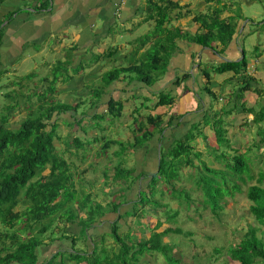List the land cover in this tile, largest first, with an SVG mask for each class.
<instances>
[{
  "label": "crops",
  "instance_id": "0c3cea01",
  "mask_svg": "<svg viewBox=\"0 0 264 264\" xmlns=\"http://www.w3.org/2000/svg\"><path fill=\"white\" fill-rule=\"evenodd\" d=\"M237 3L241 6L238 9ZM199 14H209L221 21L219 25L230 27L229 40L224 44L215 40L210 46L194 43L192 39L203 32L195 19ZM221 33L228 34L224 29ZM254 36L255 46H246ZM162 45L173 51L158 62ZM222 63H233L240 70L211 72ZM62 64L67 81L63 82V76H48L53 73L50 68ZM139 64L142 71L121 75L105 89L109 96L103 95L95 106L88 103L89 112L101 113L112 99L124 101L123 108L129 102L132 114L119 120L126 138H134L135 133L141 137L146 129L153 132L141 149L132 152V168L148 181L158 170L161 154H168L183 141L200 160L215 157L220 163L216 158L225 153L232 162L235 156L245 154L254 176L245 185H255V178L264 171V0H0V88L6 87L4 79L11 75L8 67L15 74L39 69L32 73L43 83L42 90L57 83L54 89L59 100H52L76 103L78 99L71 92L67 99L61 96L72 88L91 90L88 85L100 81L110 70ZM86 67H90L88 73ZM156 68L160 73L150 70ZM142 76H150L151 83L140 81ZM87 93L93 97L92 92ZM82 95L83 100L89 98ZM166 96L171 102L156 106ZM12 114L11 129L18 118L28 115L17 110ZM53 118L58 119L56 112ZM131 129L135 133L131 134ZM218 129L226 139L222 145L216 138ZM80 134L78 137L85 138ZM251 147L256 150L251 151ZM206 148L211 149L210 154H202ZM261 185L264 187V182ZM127 211L121 207V213ZM115 219L116 215L108 214L85 229L98 237L109 231ZM68 228L72 232V225ZM98 228H102L101 233ZM45 248L37 249L38 256L47 253Z\"/></svg>",
  "mask_w": 264,
  "mask_h": 264
},
{
  "label": "trees",
  "instance_id": "16d2710c",
  "mask_svg": "<svg viewBox=\"0 0 264 264\" xmlns=\"http://www.w3.org/2000/svg\"><path fill=\"white\" fill-rule=\"evenodd\" d=\"M196 17L195 19L201 24L203 32L192 39L194 43L201 46H210L215 40L223 44L229 40L228 36L232 34L230 27H225L224 23L219 25L221 21L216 22L209 14L196 15ZM223 29L224 32L228 33L225 38L221 34ZM171 51L173 49L170 50V47L162 45L161 55L160 53L158 54L157 61L165 60ZM153 62L156 63V61ZM61 67L63 68V64ZM143 68L139 64L121 67L105 73L99 81L101 87H92L93 89L90 90V92L94 93L93 99L89 103L90 107L95 106L94 104L99 102L101 95L98 94L105 90L111 82L118 79L121 74L142 71ZM150 70L154 71L155 69ZM239 70V66L235 67L233 63H222L213 67L211 72L222 74L235 71V73H238ZM62 76L64 77L63 82L67 81V75L62 74ZM55 78L58 79V77ZM150 80V76L147 78L142 76L140 79L146 84H150ZM246 84L250 86L248 82ZM54 90L53 87L48 89L51 93ZM74 91L73 96L77 97L78 102L65 104L51 99V104L47 106L42 104V107L38 109L40 114L38 119H32L30 111L28 116L18 118L16 125H14L15 127L12 129L9 122L13 114L8 113V117L6 115L2 118L1 123L2 125L7 123V130L0 126V226L4 228L10 227V229L6 230L5 228L0 231V255L5 250L3 246L4 240L9 239L10 244L7 246V254L0 256V264H66L67 262L70 264H150L157 255L162 257L164 264H211L209 262L211 257L206 255H194L191 261L187 259L186 254H182V256L179 254L178 257L174 256L172 253L174 245L172 246V244L166 242L170 235L192 236V233L183 232L177 226L174 227L168 224L169 227H162L164 223L170 222L172 224L171 222H174L179 215V210L173 209L167 213L164 209L167 208L168 204L163 203L161 199L156 201L154 198L155 194L162 196L167 194L166 196L181 201V203L178 202V206H182L184 203V210L189 211L190 208L188 206L194 202L190 199L189 190L176 188V183L183 181V178H185L182 173L184 169L191 170L186 174V178L193 183L196 190L201 192L200 198L197 200L200 201L199 204L201 206L200 209H197L199 211L197 216L200 219L204 217L200 212L207 209L210 212V221L220 224L225 216L222 212L224 207L230 203L235 205L236 202L234 201L239 196H242L250 203L249 213L259 227L248 224L247 230L239 237L237 242L227 244L226 248H213L212 256L225 255L233 264H264V187L261 185V182H264V173L260 172L258 174L257 178H255L257 181L255 185H245L254 179L253 171L250 169V164L246 160L245 154L235 156L233 161L230 162L229 158L224 157L225 153H223L216 158L223 165V169H211L205 164L206 161L204 159L200 160V157L196 159L198 155L190 152L189 149L191 148L185 145L183 141L176 145L168 154L160 156L157 172L151 175L149 181L144 183L142 190H139L136 196L132 199L116 202L113 205L114 208L122 205V202L131 205V209L122 215L120 219L124 217L132 218L134 220L133 228L119 235L120 226L113 224L107 233L100 234L94 240L90 238L91 250L89 244L87 251L76 249V239L74 238L76 233L70 232L68 228L73 218L65 216L64 212L72 190L75 191L73 183L72 185L68 184L71 179L70 173L78 170L74 161L85 160L86 157L84 158L80 151L86 150V147L91 145L92 142H103V151L112 143H118L119 148L114 155L121 159L117 166L120 167L125 164L126 159L122 156L127 154L129 149L122 142L108 139L105 135H100L101 138H99L96 137L99 134H95L94 137H90L92 139L91 142L87 138L82 139L86 140V143H80V140L76 138L71 143L67 139L63 140L58 135L57 127L60 124L58 120L61 119L58 116L69 114V118L78 124H81L84 119L82 115L85 113L78 110L86 101H84L85 99L83 100V95L78 90H69L71 93ZM96 91H98V94H96ZM207 91L210 92L209 89ZM212 94L216 98L215 93L213 92ZM171 100L167 96L162 97L157 101L156 106L169 104ZM9 107L12 109L14 105ZM122 109V101L115 102L113 99L110 100L104 112H95L93 116L89 117V119H97L100 122L92 125L88 120L87 125L82 127L83 132H87L89 129H96L99 133H103L106 128L102 127L101 122L104 120L106 112L111 114L112 120H115L121 116ZM12 110L14 111V109ZM55 112L58 118L55 120L56 122L54 121L55 118H53ZM112 120H110V123H113ZM62 121L66 125L71 123L67 119H62ZM139 128L140 130L145 129L143 127ZM152 135L153 132L146 129L141 139H136L135 144L131 145V148L132 146L133 148L140 147ZM217 136L219 145L226 143L222 129L217 130ZM54 140L66 147L64 152L73 147L74 150L67 153L69 156L74 157L73 162H66L58 155L59 150L53 145ZM166 157L170 159L166 160ZM195 162H200V165ZM169 170H172V172ZM45 171H47V174L43 175ZM134 171L135 168L132 167L129 169L120 168V172L124 176L132 177ZM81 173L80 175L83 176ZM159 174L163 181L160 186L162 189L158 186L159 182L156 179ZM74 176L76 175L74 174ZM115 176H119V173L117 172ZM140 177H144V174H139L135 180ZM132 183L128 185V191L131 189ZM26 204L28 206L25 207ZM217 206L220 208V214L216 216ZM16 207H22V209L15 210ZM152 218L156 220L154 224L151 223ZM188 218L192 220L191 217ZM45 219H49L48 224L45 223L39 227L37 222ZM56 219L65 224L62 230L64 233L61 237H65L64 241L69 242L70 250H59L49 257L40 259L37 249L43 245L45 246L44 241L49 240L47 238H39L38 235L45 236L49 231L51 232ZM93 221V217L89 216V222ZM21 222L25 223L22 229H11L15 223ZM83 223V228L91 225L88 222L85 223L83 221ZM136 228H139L137 233L142 235L139 239L132 237L134 235L133 230H136ZM26 230L30 234L26 239L24 237L22 239L20 231L23 236ZM31 230H35L37 235L33 236ZM52 233L54 234V231L50 234ZM70 238L71 240L69 241ZM109 239L114 240V244L106 245ZM218 264L231 263L225 260Z\"/></svg>",
  "mask_w": 264,
  "mask_h": 264
},
{
  "label": "rangeland",
  "instance_id": "374dc122",
  "mask_svg": "<svg viewBox=\"0 0 264 264\" xmlns=\"http://www.w3.org/2000/svg\"><path fill=\"white\" fill-rule=\"evenodd\" d=\"M257 6H259L258 3H256ZM237 9L240 6V4H236ZM243 7V6H242ZM260 7V6H259ZM257 7V9L259 10L260 8ZM246 9V8H245ZM201 15V14H199ZM201 17V16H200ZM223 35V33H221ZM225 38V36L223 37ZM51 43V42H48ZM256 44V36L253 37V39H248V42L246 44V46H255ZM137 53V47H134V53ZM58 56L55 54V57ZM56 59L59 61V58L56 57ZM40 58L39 56L36 57V61H39ZM92 60V59H91ZM90 60V61H91ZM149 62H151V60H148ZM21 61H19L20 63ZM8 67V66H7ZM15 69H16V65H14ZM81 68V67H78ZM86 73H88L89 68L90 67H86ZM12 70L14 69H10L9 67L7 68V71L11 73V75L7 78L4 79L3 84L6 85V87H1L0 91H2V93L4 94L3 97H0V126H3V128H5L7 130V123L2 125V118L5 117L7 115L8 117V113L9 111H11L12 114V109H16L17 111H26V113L29 115V112L33 111L34 114L31 115L32 119H38L40 114L38 113V109L40 107H42V104L47 106L49 104H51V99L55 98L57 100H59V97L56 96V89L54 91L49 92L48 89L46 90H42V86L43 83L41 81H38V75H36V73H32L38 71L39 69H32V71L30 73H23L20 74L19 72L17 74L13 73ZM49 70V69H48ZM81 70V69H80ZM80 70L76 71L73 70L74 74H78L80 73ZM50 71H52V75L48 74L49 77H58L61 78L62 76V67L61 65L54 67V68H50ZM158 71V73H160V71L156 68L154 70ZM32 73V74H31ZM30 74V75H29ZM122 75V74H121ZM47 76V73H46ZM54 88L57 87V83H55ZM91 89L93 88H100L101 87V83L95 82L92 85H88ZM93 87V88H92ZM8 88V89H7ZM73 89V88H72ZM70 89V90H72ZM87 91L90 90H80L79 92L81 94H87V96H89V98L85 102V106L81 105L80 106V112H84L85 114L82 115V117L84 118V120L81 123V128L83 127V125H85L87 122L85 119H89V117L93 114V112H99L98 110L89 112V104L91 99H93V97L87 93ZM103 92V93H102ZM100 94H98V91H96V94L98 95H107L109 96V94H107L106 90H103ZM7 93L10 95L9 97H7ZM51 93V95H50ZM74 95L75 91L72 92ZM71 93L70 92H65L63 93V95L61 96V99H67L66 96H69ZM94 93H92L93 95ZM59 95V93H58ZM71 96V95H70ZM47 97H49L47 99ZM99 97V98H101ZM20 100V101H19ZM61 100V101H62ZM124 103V101H123ZM14 107L11 109L9 106H13ZM18 105V106H17ZM83 106V107H82ZM98 107V106H97ZM102 106H99L98 108L101 109ZM7 109H9L7 111ZM133 109L130 107V103L127 102L126 104H124V108L122 109V114L119 118L112 120V116L111 114H109L108 112H106L104 120L102 121V127L106 128L107 131H105V133H99V135H97V137L101 138L100 135H105L106 137H108V139H114L115 141L118 142H122L123 145H125L126 148H128V152H133L135 150L132 151L133 146L131 148V145H134L136 142V138H138V140L141 139L140 135L138 133H135V131H130L131 134H134V138H126V134L125 131L121 128H123L122 126L119 125V120H124L125 118H127L130 114H132ZM102 112V109H101ZM27 115V116H28ZM89 115V116H88ZM45 117V114H44ZM43 118V117H41ZM44 119V118H43ZM42 119V120H43ZM62 119H67L68 121H70L71 123H68L69 125H66L65 123L63 124ZM73 120V119H72ZM72 120L69 118V114H66V117L63 118L61 117V119L58 120V122H60L59 126L57 127L58 130V135L62 138V139H68V141H71L73 138H75L80 134V131L78 130L77 126L72 122ZM110 120H112L113 124H110ZM89 121H91L92 125L94 124H98L100 121L97 119H90ZM56 122V121H55ZM119 127V131H118V127ZM95 134H98V131L96 129H90L87 130L86 133H84L85 138H87L88 141L91 142L92 139H90V137H94ZM120 137H118V136ZM126 138V139H125ZM123 140V141H120ZM86 143V140H80V143ZM53 145L59 150L58 151V155L65 160L66 162H73L74 157L73 156H69L67 153L73 151V147L67 151L64 152V149H66V147H64V145L56 142L54 140ZM118 143L115 144H111L107 149H105L103 151L102 149V145H101V141L97 142V143H92L91 145H88L86 147V150H82L80 151V153L83 154L85 160H75L74 164L76 167H78L77 172L76 170L72 173H70L71 175V179L68 181V184L74 185V189L75 191L70 190L71 192V196L69 197V201L67 202L66 206H65V216H73V218H75V215L71 214V210L73 208H75L77 205H80L82 203L85 204L86 207L90 206V205H94V210L96 213L98 214H103V215H107L110 214V212L114 211L113 209L110 210V208L115 204V202H120L124 199L128 200V195L129 198L132 199L134 196H136V194L138 193L139 189L143 187L144 182L146 181L143 177H140V180L137 181L135 180V177H129V176H124L121 172H120V168L121 167H125L126 169L131 168L132 165V161L131 160L133 158V156L135 155H131L127 152V154L123 155L122 157H125L126 162L124 165H121L120 167H117L119 162H120V158H118L117 156L114 155L115 152L118 151ZM210 148H206L204 153L202 154H210ZM255 151L256 148L255 147H251V151ZM96 151L99 153L96 155ZM136 151V150H135ZM244 153V152H243ZM130 155H131V159H130ZM162 155V154H161ZM127 156V158H126ZM137 157V155H136ZM205 157V156H204ZM203 159L206 161V165L211 168V169H223V165L221 163H217L214 161L213 158L215 157H208V158H204ZM262 157L260 158H256L255 160H261ZM136 160V158H135ZM218 161V160H217ZM198 164L200 165V162H198ZM117 167V168H116ZM172 172V170H169ZM191 170L189 169H184L183 170V175L185 176V178H183V181L181 182H177L176 183V188L177 189H182V188H186L187 190H189V196L191 201H194L191 205H189L188 207L190 208L189 211H185L183 207L184 203L182 206H178V202L181 203V201L174 199V198H170L168 196H162V195H158L155 194L154 198L157 201V199H161V201L163 203H167L168 206L167 208H165L164 210L168 213L169 210H173V209H178L179 210V215L177 216L176 220L174 222H171L172 224H170V222L168 223H164V225L162 227H169L168 224L170 226H174V227H178L180 228L183 232H190L192 233V236L190 237H184L179 236V235H170V237L166 240L167 243L172 244L173 250L172 253H174V256H179V254H186L187 259H189L192 254H196L197 256L199 255H206L207 257H211L210 259V263L211 264H218L221 263L223 261H228L231 264H233L225 255H221V256H212V250L213 248H226L227 244L230 243H234L237 242L239 240V237H241L243 235V233L247 230L248 228V224L249 225H256L258 227V224L256 222L253 221L252 216L249 213V205L250 203L248 201L245 200L244 197L239 196L238 199H236L235 205L230 204H226L227 206L224 207V209L222 210V212L225 214V216L222 218V221L220 224H218L217 222L212 223L210 221V212L209 210L205 209L203 211H201L200 213L203 214V219H200L197 215L198 214V210L200 209V201L199 200V196L201 195V192L196 190L195 186L193 185V183L190 180H187L186 178V174L188 172H190ZM84 172V173H81ZM119 173V176H115L116 173ZM140 171H137V169L135 170L134 176L136 174H138ZM78 173V175H77ZM83 174L82 175H80ZM264 173V171H263ZM47 171H45L43 173V175H46ZM74 174L76 176H74ZM151 174V173H150ZM194 175V173H193ZM83 179V180H82ZM158 186L160 187L161 184L163 183V181L161 180V175H157L156 176ZM133 182L132 186L130 187L131 189H129L128 191V184ZM88 183V184H87ZM160 189H162V187H160ZM110 191V194L108 193V191ZM148 191V190H146ZM87 194H90V196H87ZM112 196L111 200H109L108 198ZM183 196V195H182ZM162 197V198H160ZM184 197V196H183ZM207 204V203H206ZM122 205L125 206L127 209L130 210L131 205L129 204H124L122 202ZM28 206V204L25 205V207ZM24 207V208H25ZM139 207V206H138ZM205 208V207H203ZM217 210L215 212V215H219V210L220 208L217 206L216 207ZM22 209V207H16L15 210H19ZM75 212H79L78 209L74 210ZM84 212V211H82ZM119 212V209L117 211V213ZM123 213V212H122ZM174 213V212H173ZM97 214V215H98ZM96 215V216H97ZM188 217H191L192 220H190ZM49 220V219H48ZM47 219L43 220V221H39L37 222V224L39 225V227H41L43 224H48ZM130 217L129 218H125L122 221L119 222L120 225H122V230L120 231L122 233L127 231V228L129 226L133 228L134 224L132 225L133 219L130 221ZM156 220H154V218H152L151 223L154 224ZM57 223V225L59 227H62V223H59L58 221L55 222ZM25 226L24 222L21 223H15L14 226L11 228L12 230H18V229H22ZM37 227V225H36ZM38 227V228H39ZM6 230L10 229V227H5ZM4 227L0 226V231H2V229H5ZM90 228V227H88ZM259 228V227H258ZM79 229L77 227H72V232L76 233L74 235V238L76 239V246L75 248H79L82 249L83 251H87L88 248V242L89 239L91 238V240H94V238L98 235L97 233L93 232L92 234H89L90 230H87L85 228L82 227V225H79ZM162 230V228H160ZM164 229V228H163ZM261 229H263V227H261ZM78 230V231H77ZM98 233L102 232V228H98ZM137 230H139V228H136V230H133V234L132 237H134L135 239H139L140 237H142L141 234L137 233ZM37 231V229H36ZM35 230H31V233H33V236L37 235L35 234L36 232ZM54 230H51V232ZM82 231H84V233H82ZM28 232V233H27ZM50 231L45 235H38L39 238H47L49 241L45 240L44 244L47 246V248H45V250L47 251V253L43 254L42 256H40V259L42 258H46L49 257L50 255H53L56 252V249H60V250H70V245L69 242L64 241L66 238L65 237H61L63 236L64 231H62L61 228L57 227V230L54 231V234H50ZM30 232L29 231H25L23 233V236L21 234L20 231V236L21 238L24 237V239L27 238V236H29ZM66 236V235H65ZM68 236V235H67ZM36 237V238H38ZM211 237V238H208ZM58 238V239H57ZM23 239V238H22ZM71 240V238L69 239V241ZM20 242V240H19ZM10 244V240L6 239L4 240V247L5 250L1 253L0 256H4L7 254V246ZM114 244V240L109 239V241L107 242L106 245H112ZM178 245V246H175ZM15 247V245H14ZM12 247V248H14ZM65 254H67L65 252ZM157 261H159V264H164L162 258H158L157 257ZM66 264H70L69 262H67ZM151 264V263H150ZM180 264V263H179Z\"/></svg>",
  "mask_w": 264,
  "mask_h": 264
},
{
  "label": "clouds",
  "instance_id": "9594fccd",
  "mask_svg": "<svg viewBox=\"0 0 264 264\" xmlns=\"http://www.w3.org/2000/svg\"><path fill=\"white\" fill-rule=\"evenodd\" d=\"M257 1H260V0H257ZM260 6H261V4H260ZM132 66V65H131ZM128 67V66H127ZM128 74H133V73H128ZM123 75V74H122ZM121 76V75H120ZM119 76V77H120ZM50 95H51V93H50ZM49 97H47V99H48ZM49 100V99H48ZM51 101V100H50ZM57 101V100H56ZM115 102H120V101H115ZM51 103H52V101H51ZM33 112V111H32ZM103 112V111H102ZM101 112V113H102ZM93 114H95V113H93ZM31 115V114H30ZM89 116V115H88ZM92 116V115H91ZM84 120V119H83ZM86 120V122L88 123L89 121L88 120H90V119H85ZM73 122V121H72ZM76 126H77V128H78V130L80 131V133H82V134H84V133H86V131L85 132H83V128H81V124H78V123H75V122H73ZM87 123L85 124V125H87ZM101 124H102V122H101ZM111 124V123H110ZM84 126V125H83ZM90 130V129H89ZM106 131H107V129H106ZM103 133H105V131L103 132ZM98 134H99V132H98ZM96 137H97V135H96ZM76 139H78V140H82V139H84V137H78V136H76L75 137ZM75 138H73L71 141H69V142H73L74 140H75ZM65 139V138H64ZM63 139V140H64ZM149 139V138H148ZM148 139H146V140H148ZM68 140V139H67ZM114 140V139H113ZM121 141V140H120ZM98 142H100V141H98ZM145 142V141H144ZM143 142V143H144ZM93 143V142H92ZM94 143H97V142H94ZM101 145H103V142H101ZM141 148H142V146H140ZM140 147H138V148H135V150H138V149H141ZM134 150V148L132 149V151ZM134 150V151H135ZM97 154H99L97 151H96V155ZM129 154H131L132 155V153L131 152H129ZM131 155H130V157H131ZM125 158V157H124ZM136 170V169H135ZM134 173H135V171H134ZM155 174V173H154ZM139 175V174H138ZM138 175H135L134 176V174H133V176L132 177H137ZM139 180H140V178H139ZM139 180H137V181H139ZM141 181V180H140ZM148 181H149V179H148ZM88 184V183H87ZM130 184V183H129ZM128 184V185H129ZM133 184V183H132ZM128 187V186H127ZM140 191L142 190V189H139ZM108 191V193L110 194V191L109 190H107ZM87 196H90V194H87ZM111 198H112V196H110L108 199L109 200H111ZM128 199H130L129 198V195H128ZM116 203V202H115ZM129 205V204H128ZM121 207H124L123 205H120V206H118L117 208H114L113 206L110 208V210L111 209H113L114 211H112V212H110V214H112V215H116V219L111 223V225H110V228H111V226L113 225V224H117V225H119V226H122V225H120L119 224V222L120 221H122L123 219H125V218H129V217H124V218H122V219H120L121 218V216L122 215H124L125 213H121ZM75 209H78L79 210V212L77 211V212H75L74 210ZM118 209H119V212L117 213V211H118ZM82 211H84V212H82ZM71 214L72 215H75V218H73V216H69V218H73V220L70 222V224L69 225H72V227H77L78 228V230H80L79 229V225H82V227H83V225H84V223H83V221L86 223V222H88V223H91L92 225L93 224H95V223H98V222H101V220H99L100 218H103V216L105 217L106 215H103V214H98V213H96L95 212V210H94V205H90V206H88V207H86L85 206V204L84 203H82V204H80V205H77L75 208H73L72 210H71ZM98 214V215H97ZM97 215V216H96ZM108 215V214H107ZM89 216H92L93 217V222H89ZM131 220H132V218H130ZM103 220V219H102ZM130 220V221H131ZM59 222V223H62L59 219H56L55 221H54V223H53V226H52V229L55 231V229H56V227H58V228H61L62 230L64 229V226H65V224L64 223H62V227H59L58 225H57V223H55V222ZM132 222V225H133V222H134V220L133 221H131ZM109 228V229H110ZM132 229V227H130L129 228V226H128V228H127V231H130ZM77 230V231H78ZM122 230V227H120V230H119V235H122L123 234V231H122V233L120 232ZM127 231H125L124 233H126ZM174 254V253H173ZM197 256L196 254H192V256L188 259L189 261H191L193 258V256ZM181 256H182V254H181ZM199 256H201L200 254H199ZM157 257L158 258H162L160 255H157L156 256V258H155V260L151 263V264H159V261H157ZM178 257V256H177ZM163 260V259H162Z\"/></svg>",
  "mask_w": 264,
  "mask_h": 264
}]
</instances>
